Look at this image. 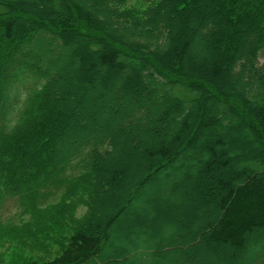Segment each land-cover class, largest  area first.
Returning a JSON list of instances; mask_svg holds the SVG:
<instances>
[{
    "label": "trees",
    "instance_id": "obj_1",
    "mask_svg": "<svg viewBox=\"0 0 264 264\" xmlns=\"http://www.w3.org/2000/svg\"><path fill=\"white\" fill-rule=\"evenodd\" d=\"M0 248L264 264V0H0Z\"/></svg>",
    "mask_w": 264,
    "mask_h": 264
},
{
    "label": "rangeland",
    "instance_id": "obj_2",
    "mask_svg": "<svg viewBox=\"0 0 264 264\" xmlns=\"http://www.w3.org/2000/svg\"><path fill=\"white\" fill-rule=\"evenodd\" d=\"M93 91L94 92H96V90L95 89H93ZM24 93V92H23ZM22 98H23V96H22ZM234 153V152H233ZM236 153V152H235ZM190 167H191V165H190ZM180 169V168H179ZM176 172H178V170H176ZM162 181V180H161ZM181 195H179V196H176V198H171L170 197V199H171V205L173 206V207H175V208H180V207H184V205H183V203H182V201H181V197H180ZM140 198V197H139ZM197 200V198L195 199L194 198V201H195V203L197 204L196 206L198 207L199 205H198V202L196 201ZM198 210H200V211H204V209L202 208V206H199V209ZM10 211H12V208L10 209ZM143 213H145V215L146 216H151V214L153 213V211H152V209H145L144 211H143ZM173 221V220H172ZM172 221L170 222V224H168V225H172L173 223H172ZM191 228H194L195 227V224L194 223H192L191 224V226H190ZM173 235V234H172ZM171 235V236H172ZM3 248H0V250H2ZM145 252H144V255H137V256H135V257H133V264H135V263H137L138 261L139 262H141V263H144L145 262ZM6 259V258H5Z\"/></svg>",
    "mask_w": 264,
    "mask_h": 264
}]
</instances>
